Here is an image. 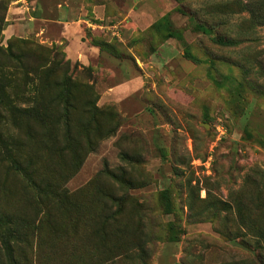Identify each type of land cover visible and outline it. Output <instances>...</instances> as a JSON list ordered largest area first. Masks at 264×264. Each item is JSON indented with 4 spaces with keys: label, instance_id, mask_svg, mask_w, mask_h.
<instances>
[{
    "label": "rangeland",
    "instance_id": "rangeland-1",
    "mask_svg": "<svg viewBox=\"0 0 264 264\" xmlns=\"http://www.w3.org/2000/svg\"><path fill=\"white\" fill-rule=\"evenodd\" d=\"M65 4L63 37L51 20ZM34 99L84 119L68 144L80 165L52 222L0 215V264H264V0H0V131ZM31 126L21 136L44 154ZM118 166L131 185L97 179ZM105 191L122 204L104 245ZM1 212L31 213L2 160Z\"/></svg>",
    "mask_w": 264,
    "mask_h": 264
},
{
    "label": "trees",
    "instance_id": "trees-1",
    "mask_svg": "<svg viewBox=\"0 0 264 264\" xmlns=\"http://www.w3.org/2000/svg\"><path fill=\"white\" fill-rule=\"evenodd\" d=\"M196 27L204 33L210 32V29L201 24H196ZM213 40L221 45L231 44L229 39L223 37L215 36ZM185 53L187 56L189 55L187 51ZM53 101L49 100L43 104L34 99V103L37 105L33 111L29 108H18L19 111H23L26 114L25 124L24 122L21 123L18 118L15 133L8 132V129L5 133L0 131V160L6 162L7 169L12 170V173L23 182V186L27 190L28 205L31 209L30 218L21 213H0V215L6 217L8 221H12L14 224L17 222L30 224L36 220L39 223L43 221L50 223L53 221L54 215H61L62 209H69L67 203L70 195L61 185L80 165L77 146L74 151H71L68 144L76 145V141L81 136L76 127H82L84 119L72 120L70 115L72 105L69 101H65L60 111V108H57L58 104L54 111H50V104L54 105ZM31 123L35 124L39 132V139L44 154L33 152L21 136V128H24L25 134L32 139L33 128ZM82 131H85V128L82 127ZM89 133H91V128H89ZM89 147L88 149H91V146ZM121 157L123 159L126 158V154H121ZM96 176L97 179L103 176L108 177L113 182H117L119 188L128 183L131 185L125 177L124 166H118L115 169L104 167L97 172ZM105 196H107V201ZM119 196L120 194L118 193L105 191L99 192L97 197L98 201L103 204V209L97 214L99 224L92 230V233L104 245L106 243L103 240L107 235L106 222L116 223L117 217L120 216L119 207L122 203ZM160 198L165 210L169 211L171 204L166 194L161 193ZM111 206H114L115 209L108 212ZM41 207H44L45 220L42 217L38 218ZM75 224L76 222L74 221L73 226ZM15 230L19 231L18 229ZM121 231L123 230L121 229ZM17 235L20 234L17 233ZM257 258L264 263V258L261 254H257Z\"/></svg>",
    "mask_w": 264,
    "mask_h": 264
},
{
    "label": "crops",
    "instance_id": "crops-1",
    "mask_svg": "<svg viewBox=\"0 0 264 264\" xmlns=\"http://www.w3.org/2000/svg\"><path fill=\"white\" fill-rule=\"evenodd\" d=\"M73 10L74 9L72 7L65 4V6L62 7V9H61V11L63 12V14L61 15V18L51 20V22H53L55 24L53 26L59 32L58 34H60L63 37L68 36V32H71L72 28L74 27L73 26L74 24L71 21V20H74V19H71L73 16V13H74ZM53 26H51V28ZM49 29H50V27H49Z\"/></svg>",
    "mask_w": 264,
    "mask_h": 264
}]
</instances>
